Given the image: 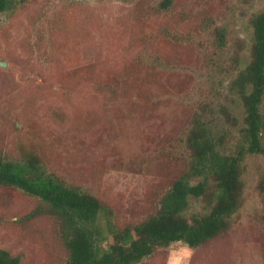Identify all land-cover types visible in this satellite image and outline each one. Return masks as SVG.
I'll return each instance as SVG.
<instances>
[{"label":"rangeland","instance_id":"obj_1","mask_svg":"<svg viewBox=\"0 0 264 264\" xmlns=\"http://www.w3.org/2000/svg\"><path fill=\"white\" fill-rule=\"evenodd\" d=\"M163 1L26 0L0 14V157L37 156L119 227L143 218L188 161L196 117L222 124L220 108L241 117L231 83L250 61V18L264 12V0ZM234 144L226 135L225 151ZM241 168L242 205L226 232L140 264H264V156H246ZM204 206L191 200L186 215ZM37 207L0 188V248L22 264H62L56 223Z\"/></svg>","mask_w":264,"mask_h":264},{"label":"trees","instance_id":"obj_2","mask_svg":"<svg viewBox=\"0 0 264 264\" xmlns=\"http://www.w3.org/2000/svg\"><path fill=\"white\" fill-rule=\"evenodd\" d=\"M26 0H0V14ZM168 1L161 6L166 8ZM250 61L231 83L242 107L235 116L226 108L222 124L196 117L186 138L188 161L168 174L143 218L117 226L100 220L108 208L96 197L47 173L35 155L0 157V188H13L38 202L37 213L55 223L62 264H140L145 258L181 242L199 248L230 228V219L242 205V164L248 155L264 156V12L250 18ZM218 44L225 32L217 28ZM217 115V117H218ZM214 121V122H213ZM235 141L223 148L225 136ZM264 193V177L258 183ZM191 200H202V213L186 215ZM108 229L107 234L105 229ZM107 241L104 248L101 244ZM48 253L54 254L50 250ZM0 264H22L20 255L0 248Z\"/></svg>","mask_w":264,"mask_h":264},{"label":"water","instance_id":"obj_3","mask_svg":"<svg viewBox=\"0 0 264 264\" xmlns=\"http://www.w3.org/2000/svg\"><path fill=\"white\" fill-rule=\"evenodd\" d=\"M1 67H5V63L1 62L0 63Z\"/></svg>","mask_w":264,"mask_h":264}]
</instances>
